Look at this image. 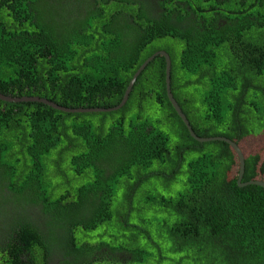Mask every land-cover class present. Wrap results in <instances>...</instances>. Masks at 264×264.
<instances>
[{
	"label": "trees",
	"instance_id": "16d2710c",
	"mask_svg": "<svg viewBox=\"0 0 264 264\" xmlns=\"http://www.w3.org/2000/svg\"><path fill=\"white\" fill-rule=\"evenodd\" d=\"M140 1L0 0V93L112 108L164 51L194 133L235 141L241 183L264 181V158L243 152L264 136V61L226 58L216 22L178 29ZM238 167L225 142L190 136L162 56L114 112L0 100V264H264V189L238 186ZM112 229L115 245L94 243Z\"/></svg>",
	"mask_w": 264,
	"mask_h": 264
},
{
	"label": "flooded vegetation",
	"instance_id": "af4514ba",
	"mask_svg": "<svg viewBox=\"0 0 264 264\" xmlns=\"http://www.w3.org/2000/svg\"><path fill=\"white\" fill-rule=\"evenodd\" d=\"M143 3L146 15L151 13L157 20L159 14L165 19L171 17L178 29L208 30V23L216 22L221 29L219 37L224 35L228 39L226 58L230 59L231 54L243 64L252 58L245 54L253 52L260 56L259 61H264V0H142L135 4ZM245 33L252 39L246 40Z\"/></svg>",
	"mask_w": 264,
	"mask_h": 264
},
{
	"label": "water",
	"instance_id": "95a60500",
	"mask_svg": "<svg viewBox=\"0 0 264 264\" xmlns=\"http://www.w3.org/2000/svg\"><path fill=\"white\" fill-rule=\"evenodd\" d=\"M157 56H162L165 60V85H166V93L168 100L173 107L174 111L178 115V117L181 119V121L184 123V125L187 127V130L192 138H194L196 141L200 143H205V142H214V141H220V142H225L230 146V148L234 151V153L237 156L238 160V179H237V184L240 187L243 186H248V185H257L260 186L264 189V181L261 180H254V181H249L246 183H241L243 175H244V169H245V157L240 149V146L233 140H230L226 137H198L194 131L192 130L186 116L182 112L181 108L179 107L178 103L174 99L171 91H170V70H171V60L169 55L164 52L160 51L149 57L144 63L138 68V70L135 72L133 75L131 81L128 84V87L124 93V96L121 100V102L112 108H87V109H73V108H67L63 106H59L58 104L53 103L52 101H49L47 99L39 98V97H11V96H5L0 93V100L4 102H9V103H39V104H44L52 109L64 112V113H108V112H114L122 108L125 103L128 100V96L130 94V91L136 82L137 78L141 74V72L145 69V67Z\"/></svg>",
	"mask_w": 264,
	"mask_h": 264
},
{
	"label": "rangeland",
	"instance_id": "374dc122",
	"mask_svg": "<svg viewBox=\"0 0 264 264\" xmlns=\"http://www.w3.org/2000/svg\"><path fill=\"white\" fill-rule=\"evenodd\" d=\"M227 54V53H226ZM190 118H192V116L190 115ZM194 122V121H193ZM198 126H200V124H198ZM170 147V146H169ZM243 152L247 155V154H259L261 158H264V136L262 135H259V136H256V137H249V138H246L243 142ZM195 157V154L192 155L190 158H194ZM170 170V169H169ZM124 180V179H122ZM152 186H155V187H158L159 190L162 189L163 186H160V184H158L157 182H153L151 183ZM184 185V184H183ZM181 186L180 189H177V190H182L185 188V185L184 186ZM125 189L123 187H121L118 191V193L122 192V193H125L124 192ZM165 191V189H164ZM176 191V190H174ZM123 195V194H122ZM99 230V228L97 229ZM117 231L115 229H112L110 230L109 232V235H106L104 236L100 241L97 239L95 240L96 243H100V242H103L105 244H109V245H115V242H114V236L116 235ZM82 234L83 233H80L79 234V237H80V240H82L83 242H87V243H92L93 240L91 241V236L88 235V234H83V237H82ZM95 243V242H94ZM165 244V243H164ZM167 246V244H165ZM169 258L170 259H174L175 256L173 254H169ZM170 262H173V261H169V262H165L163 264H171Z\"/></svg>",
	"mask_w": 264,
	"mask_h": 264
}]
</instances>
